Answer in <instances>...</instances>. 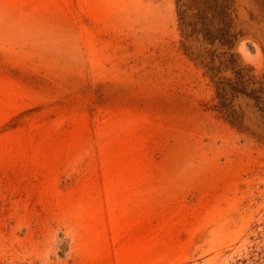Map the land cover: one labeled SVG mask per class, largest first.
Wrapping results in <instances>:
<instances>
[{"label": "rangeland", "instance_id": "obj_1", "mask_svg": "<svg viewBox=\"0 0 264 264\" xmlns=\"http://www.w3.org/2000/svg\"><path fill=\"white\" fill-rule=\"evenodd\" d=\"M233 1L228 49L194 0H0V264H264V6Z\"/></svg>", "mask_w": 264, "mask_h": 264}, {"label": "trees", "instance_id": "obj_2", "mask_svg": "<svg viewBox=\"0 0 264 264\" xmlns=\"http://www.w3.org/2000/svg\"><path fill=\"white\" fill-rule=\"evenodd\" d=\"M264 6V0L261 1ZM196 6V13L194 17H199L201 23L198 25V21L193 24L192 34L197 35L200 40L204 43H211L213 45L217 44L220 47H227L231 49L234 46L237 35L232 32V20L234 12V1L233 0H194L193 8ZM187 25V23H183ZM197 24V25H196ZM224 52L222 55L226 54ZM233 64H236L234 62ZM237 67V66H235ZM234 67V68H235ZM233 70L235 71V79L231 81L228 79L227 82H223V87H220L219 90L230 92L232 96L236 94L248 95L252 93H259V89L253 86L249 89V86L253 84L251 78L254 76L244 74L242 70ZM264 77V75H263ZM256 84V82H255ZM264 91V87H263ZM217 94L218 89H217ZM234 94V95H233ZM222 101L216 105V108L226 117L232 112L231 99L230 102L228 98H221ZM256 99V98H255ZM257 101L258 98H257ZM261 107L262 112L264 113V102Z\"/></svg>", "mask_w": 264, "mask_h": 264}]
</instances>
